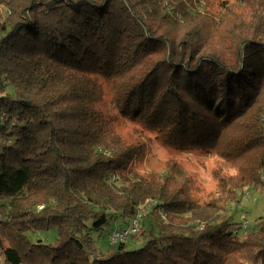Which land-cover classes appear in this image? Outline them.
Returning a JSON list of instances; mask_svg holds the SVG:
<instances>
[{
  "label": "trees",
  "instance_id": "1",
  "mask_svg": "<svg viewBox=\"0 0 264 264\" xmlns=\"http://www.w3.org/2000/svg\"><path fill=\"white\" fill-rule=\"evenodd\" d=\"M204 1L0 0L5 264H264V216L244 228L231 214L247 188L264 191V0L230 29L229 54L204 51L216 27ZM104 83L139 125L130 142L102 109ZM147 133L173 151H214L237 174L200 203L178 162L136 169ZM53 229L54 244L29 237Z\"/></svg>",
  "mask_w": 264,
  "mask_h": 264
},
{
  "label": "rangeland",
  "instance_id": "2",
  "mask_svg": "<svg viewBox=\"0 0 264 264\" xmlns=\"http://www.w3.org/2000/svg\"><path fill=\"white\" fill-rule=\"evenodd\" d=\"M243 1L244 4L241 3V0H209V10L211 13L216 14L215 16H210L207 12H204V14L211 18L216 27L215 29L211 27L208 30L210 32L209 37L206 38L208 46L204 48V51H218L221 54L224 52L229 54L226 46H231L230 29L232 30L234 26H240L243 22L249 24L252 21V11L249 7V5H253L252 1ZM207 2L205 0L203 3ZM6 14V7L0 5V39L7 32L2 27ZM104 92L103 111L114 119L117 132L130 142L131 138L135 136V129L139 125L126 120L119 114L115 100V89L111 84L104 83ZM147 136L150 137L151 142L144 160L138 162L136 169L141 174L161 173L166 169L169 162H178L187 176L192 179L194 186L193 195L200 203H206L212 198L219 197L218 185L221 177H230L237 174L236 167L234 168L231 163L225 162L214 151L209 153L173 151L158 141L153 134L147 133ZM238 199L239 203L231 206V214L234 221L247 222L251 227H254L257 219L264 216V191L259 192L247 188L243 193L239 194ZM144 223L147 225V218ZM244 232L243 230L240 231L241 234H244ZM29 237L34 242L40 241L45 244H54L57 240V231L53 229L48 232L30 233ZM99 246L105 249L107 247V239L100 241ZM131 248H135V246L133 245ZM0 264H5L2 256H0Z\"/></svg>",
  "mask_w": 264,
  "mask_h": 264
},
{
  "label": "built area",
  "instance_id": "3",
  "mask_svg": "<svg viewBox=\"0 0 264 264\" xmlns=\"http://www.w3.org/2000/svg\"><path fill=\"white\" fill-rule=\"evenodd\" d=\"M43 207L40 208L42 210ZM246 219V218H245ZM247 222H244L243 227H247ZM138 229V220H135L130 228H128L125 231H114L110 237L109 240L112 244L118 243V242H125L129 239L131 235H134L137 232Z\"/></svg>",
  "mask_w": 264,
  "mask_h": 264
}]
</instances>
